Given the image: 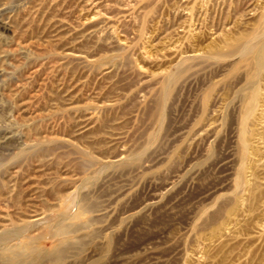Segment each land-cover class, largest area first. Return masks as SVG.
I'll return each mask as SVG.
<instances>
[{
    "label": "rangeland",
    "instance_id": "obj_1",
    "mask_svg": "<svg viewBox=\"0 0 264 264\" xmlns=\"http://www.w3.org/2000/svg\"><path fill=\"white\" fill-rule=\"evenodd\" d=\"M261 31L264 0H0V232L42 213L0 264H264Z\"/></svg>",
    "mask_w": 264,
    "mask_h": 264
},
{
    "label": "bare ground",
    "instance_id": "obj_2",
    "mask_svg": "<svg viewBox=\"0 0 264 264\" xmlns=\"http://www.w3.org/2000/svg\"><path fill=\"white\" fill-rule=\"evenodd\" d=\"M262 16V15H261ZM260 16V17H261ZM264 36V31H261L260 33H257L256 35L254 34V36L252 37V38H250V40L247 42V43H245L244 45H242V46H240V47H238V49H237V51H238V53H239V55L241 56V57H243V58H249V57H251L252 56V54L254 53V51H255V49L257 48V43L259 42V40L262 38ZM73 57H75V56H73ZM79 60V59H78ZM81 60V59H80ZM261 61V60H260ZM259 61L257 60V62H256V64L258 63ZM178 65H179V63H177ZM96 65V64H95ZM94 65V66H95ZM183 66V65H182ZM176 68H177V66H176ZM98 69H100V68H98ZM103 71H104V69H103ZM98 72V71H97ZM102 72V71H101ZM106 72V71H105ZM104 73V72H103ZM108 74H109V72H108ZM175 74H177V73H175ZM168 76V75H167ZM166 76V77H167ZM173 76H174V74H171V75H169V79L168 80H171V79H173ZM166 80H167V78H166ZM168 83H169V81H168ZM165 86H167V82H166V84H165ZM164 86V87H165ZM166 89V88H165ZM104 110V109H103ZM94 117H86V119H85V122H84V125L83 126H81L79 129L80 130H85V129H87V127L90 125V124H92L93 122H94ZM79 130V131H80ZM74 134V133H73ZM9 138V137H8ZM13 138V137H12ZM10 139V138H9ZM55 139H47L46 140V142H53ZM69 140H71V139H69ZM45 143L44 141H38L37 142V144H40V143ZM72 142V141H71ZM63 143V142H62ZM70 144V143H69ZM86 146V145H85ZM90 148V147H89ZM83 150H84V148H83ZM86 150V149H85ZM116 161V160H115ZM87 162V161H86ZM85 166V165H84ZM84 166H82V167H84ZM11 175V174H10ZM17 175V174H16ZM63 175V174H62ZM61 176V175H60ZM7 177H9V175H7ZM11 177L12 176H10L9 178L11 179ZM6 180L7 181V184H6V193H5V197H3V198H8V197H11V196H13V192H15L16 191V188H15V182L13 183V184H11V182H13V181H11V180ZM64 181V180H63ZM63 181H61L60 180V182L62 183ZM74 182V181H73ZM78 183H79V180L77 181ZM77 182H74V184L75 183H77ZM9 185V186H8ZM66 185V186H65ZM64 188H63V190L60 192H57V193H54V195H53V199H54V205L57 207V210H56V212L55 213H57V215H59L60 213L62 214V212L64 211V210H67V208L69 207V206H71V205H73V206H75V204L77 203L76 202V199H77V196H78V192H79V190H78V192L75 190V188L74 187H76V185L73 187L72 186V184L70 185L69 183H67V184H64ZM78 188H79V186H78ZM54 192V191H53ZM64 192V193H63ZM2 195V194H1ZM52 195V194H51ZM79 197V196H78ZM31 199V198H30ZM29 199V200H30ZM33 200V199H32ZM81 200V199H80ZM80 200H78V201H80ZM27 203V202H26ZM26 203H25V205H26ZM46 205V204H45ZM54 206V207H55ZM26 207V206H25ZM53 207V206H52ZM53 207V208H54ZM88 211V205H86V203H85V201H82V203L81 202H79V204H77V209H75V212L74 213H72V215H70L69 216V218L68 217H66L65 215V217L66 218H68L67 220H69L70 221V223L69 224H66V223H62V221L59 223V224H57L56 225V230H55V233H54V237H61L62 235H66V234H68L69 233V229H70V227H71V225H75L76 223H80V222H82V224H84V222H83V217H84V215H85V213ZM24 212H25V210H24ZM26 213V212H25ZM41 215H42V213L41 214H37V212H34V215L32 216L31 215V217H29L28 215L27 216H25L23 219L22 218H17V221L15 222V221H13V220H11V218H10V216H9V228L8 229H5L3 232H0V250L1 249H3L4 247L6 248L5 250H7V253H6V251L4 252H2L3 254L5 253V255H7L9 258H12V260L15 258V257H17V258H19V257H21L23 254H27L28 255V253H26V251L29 249V253H30V250H31V248L29 247V245H31V243H28L27 242V240L28 241H32L31 240V238L30 237H24V236H22V229H28V225H26L25 224V220L26 219H31V218H35L34 220H33V223H34V221H35V224H38V223H40L42 220L41 219H36V218H38V217H41ZM20 216V215H19ZM44 216V215H43ZM63 216V215H62ZM63 216V217H64ZM5 218H6V216H4ZM64 217V218H65ZM42 218V217H41ZM50 219H52V217L50 218ZM6 222V221H5ZM65 222V221H64ZM20 223H22V224H25V225H23V226H20ZM32 223V224H33ZM42 223V222H41ZM34 225V224H33ZM81 225V224H80ZM75 226H77V225H75ZM27 227V228H26ZM74 227V226H73ZM77 228V227H76ZM54 230V229H53ZM17 232L18 231V233H14V232ZM73 233H74V230L72 231ZM72 232H70V233H72ZM15 236V240L13 239V237ZM62 238V237H61ZM68 239V238H67ZM19 241L18 243H20L19 245H9L8 244V242L9 241H11V243H12V241ZM67 241V240H66ZM67 242H69V241H67ZM15 243V242H14ZM13 244V243H12ZM4 245H6V246H4ZM32 246V245H31ZM1 247H3V248H1ZM55 251V250H54Z\"/></svg>",
    "mask_w": 264,
    "mask_h": 264
}]
</instances>
